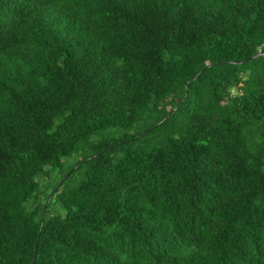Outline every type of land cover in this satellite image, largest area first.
I'll return each instance as SVG.
<instances>
[{
  "label": "trees",
  "instance_id": "16d2710c",
  "mask_svg": "<svg viewBox=\"0 0 264 264\" xmlns=\"http://www.w3.org/2000/svg\"><path fill=\"white\" fill-rule=\"evenodd\" d=\"M0 264H264V0H0Z\"/></svg>",
  "mask_w": 264,
  "mask_h": 264
},
{
  "label": "rangeland",
  "instance_id": "374dc122",
  "mask_svg": "<svg viewBox=\"0 0 264 264\" xmlns=\"http://www.w3.org/2000/svg\"><path fill=\"white\" fill-rule=\"evenodd\" d=\"M143 123V120L139 121V124H142ZM126 132L128 131H119V130H115V129H111V130H107V131H103V134L104 136H109V137H112V138H118V137H121L123 136ZM95 139V137L93 138ZM90 154L89 153V150L88 149H84L83 147H81L79 150H77L74 154L66 157L64 159V164H63V171L61 172L60 170H54L52 172V174H50V178L48 179H44V178H39V183L42 185V186H48L49 188L48 189H51V187L57 182V180L62 176V174H64L66 171V174L63 175L66 176L67 174H70V172L72 171V169H69L79 158L85 156V155H88ZM69 169V170H68ZM73 183H75L77 181V179H79L80 177V174L79 172H76L75 174H73ZM62 177V179H63ZM61 179V180H62ZM51 212L52 213H59L62 211L59 203H53L51 205Z\"/></svg>",
  "mask_w": 264,
  "mask_h": 264
},
{
  "label": "water",
  "instance_id": "95a60500",
  "mask_svg": "<svg viewBox=\"0 0 264 264\" xmlns=\"http://www.w3.org/2000/svg\"><path fill=\"white\" fill-rule=\"evenodd\" d=\"M261 51H259L256 55L260 54ZM69 174H67L64 178H66ZM45 214V213H44Z\"/></svg>",
  "mask_w": 264,
  "mask_h": 264
}]
</instances>
